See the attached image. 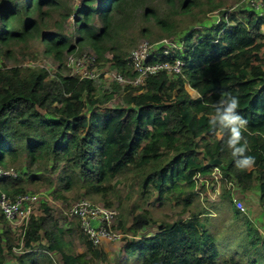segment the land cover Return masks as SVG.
Returning a JSON list of instances; mask_svg holds the SVG:
<instances>
[{
  "label": "trees",
  "instance_id": "1",
  "mask_svg": "<svg viewBox=\"0 0 264 264\" xmlns=\"http://www.w3.org/2000/svg\"><path fill=\"white\" fill-rule=\"evenodd\" d=\"M147 1L82 0L73 11L72 38L43 28L56 12L59 19L70 16L69 9L61 13L60 0L0 4V51L10 54L12 42L38 36L43 53L57 63L54 72L42 66L0 65V164L11 163L18 173L0 179V190L15 195L28 192L25 183L46 182L49 198L64 203L58 206L40 198L39 213H32L20 233L0 213V264H5V253L17 264H55L53 252L62 264H109L103 243L93 245L78 219L67 216L68 193L96 196L107 208H113L117 199L121 209L125 183L139 186L143 202L153 199L157 205L180 206L188 215L158 224L149 209L138 211L139 202L126 213L121 210L118 227L131 237L125 234L121 239L120 264L138 259L139 264H264V237L253 221L244 219L245 231L238 232L249 246L239 251L233 247L223 255L217 233L208 228L209 208H196L204 185L198 188L197 176H210L213 169L220 172V196L230 202L233 217L244 212L236 208L232 191L257 194L264 203V15L243 3L239 11L226 9L218 21L204 23V10L194 9L198 0H164L167 8L162 14ZM201 3L208 9L218 4ZM137 7H144L143 16L153 19L165 34L178 35L182 47L166 56L160 52L155 59L180 58L181 73L164 70L149 75L144 85L127 84L123 88L130 91L129 106L101 109L121 85L113 81L97 94L94 81L63 73V68L69 71L65 53L76 51V45H89L98 66L111 63L125 77H133L129 52L119 37ZM176 14L190 15L194 26L178 32ZM53 25L60 27L58 22ZM223 92L239 97L238 111L248 120L243 135L255 165L246 171L235 166L226 132H214L209 125L212 105ZM23 159L22 168L13 165ZM209 159L221 164L212 165ZM150 227H156L153 233H148ZM77 241L82 251L75 249ZM16 249L21 253L17 255ZM243 256L253 258L243 261Z\"/></svg>",
  "mask_w": 264,
  "mask_h": 264
},
{
  "label": "rangeland",
  "instance_id": "2",
  "mask_svg": "<svg viewBox=\"0 0 264 264\" xmlns=\"http://www.w3.org/2000/svg\"><path fill=\"white\" fill-rule=\"evenodd\" d=\"M4 1L6 0H0V4ZM19 1L21 0H10V2L13 5L19 3ZM81 1L82 0H60L63 9L61 10V13L69 9V14L71 15V13L80 5ZM198 1L200 3L194 5V9L195 11H198L200 8L204 10V14L201 16V19L203 18L202 22L204 23L218 21L220 18V13L226 9H233L235 11H239L240 7L243 8L242 6L243 0H220L222 2L221 4L219 3L218 0H215L217 1L218 4L212 9H208L206 3L202 4L201 2L203 0H198ZM146 5L152 6L155 9V11H157L159 14L165 12L167 8V5L164 0H148ZM178 6H180V4ZM144 7H137L135 10H133L129 21L127 22L126 27L121 31L122 33H121V37H119V40L121 41L122 47L127 48L128 52L132 48L138 47L143 41H157L155 39L159 38L161 40V37L166 39H171V38L178 39V35L174 34V36H172L165 34L164 31L160 30V27L153 19H146L143 16ZM174 19L177 25L176 28L178 32L187 28L188 26L189 27H191V25L194 26L192 24L194 22H191L190 20L191 19L190 15L176 14L174 15ZM54 22H58V24H60V27L53 25ZM202 22H198V23H202ZM43 28L52 29L53 31H61L71 38L76 36V30H75L76 25L74 22V17L70 18L69 16L66 19H59V12L52 14V18L50 20L48 19L44 23ZM197 28L200 29L201 27L197 26ZM73 42L74 39H72V44H74ZM76 46L78 47L76 53L77 51L94 53L89 45H83V46L76 45ZM9 49H11L10 54H4L0 51V65H6V66L19 65L21 67L42 66L49 69L52 72H54L57 69V63L54 61L52 56L45 55L43 53L44 46L40 42V38L38 36L37 37L35 36L34 38H30L20 43L12 42L9 45ZM66 53L63 61L64 64L66 62ZM105 55L107 58L111 57L110 53H106ZM111 65H112L111 63L103 64L101 66L97 65L100 76L93 83L95 85L97 94H101L104 92L105 89H109V86L114 81L113 80L114 74L115 72H117V70ZM68 72L69 71L63 68V73H68ZM120 85L122 87L119 86L115 89L116 92L114 93V96L111 100L108 101L105 100L102 102V104L100 105L101 109H106L109 108L110 106L112 107L113 105L125 106V107L129 106V104L131 103L129 96L130 91L124 90L123 88L127 84L120 83ZM188 90L192 92L190 88H188ZM24 162L25 159L17 160L15 161V163H13V165L20 166L22 168ZM4 165L12 166L11 163ZM219 173L220 172L217 169H213L212 174L210 176H207L203 181L204 185L200 189L201 190L200 198L199 200L198 199L196 200V202L198 203V206L196 208H202L203 206L209 208L208 212L211 215L210 216L211 220L208 225V228L212 232L217 233L216 242H217L218 250L220 252H224V251L230 252V250H233L232 249L233 247H235L238 251L243 250L244 248L247 247L248 241H247V245H244L245 239H243V236L239 235L238 232L240 231L241 233H243L245 231L244 219L248 218L254 222V220L252 219L253 217L257 216L258 218L259 212L264 213L263 201H260L258 195L254 193L246 192L242 196L241 193L239 194L238 192L232 191V198L234 197L238 200H241L246 208L244 214H240L238 215V217H233L232 216L233 210L230 208L231 205L230 202L227 200H223L220 196L221 193L223 192V186L221 185V182L219 183ZM44 174L49 175L50 172L48 170H45ZM25 186L28 192H40L42 200L45 199L44 201L51 202L52 200L58 206L64 204L62 201L49 198L47 194L48 186L46 182H36L35 184L32 183L28 185L27 183H25ZM197 186L199 188L201 184H197ZM234 186L235 184L233 183L231 187L233 188ZM120 192L122 196L121 209L120 207H118L117 199H114L112 206L113 208L116 209L118 213L117 221H116L117 227H118V221L121 218H123L121 216L120 211L122 210L124 213L128 212L133 202H139L141 204L142 208H139L138 211H142L143 209H149L151 217L153 219H156L158 221V224L164 221H173L179 216L187 217L188 215L187 213L186 214L181 213L180 206H175L173 204H168V203H165L163 205H157V203H154L152 201L153 199L143 202L142 199L139 198L140 195L139 186L131 187L130 185L125 183L124 186H121ZM126 195H128V197ZM81 197H85L94 203H99V204L103 203L96 196L95 197L77 196L76 194L68 193V199H69L68 207ZM37 209H38V205H36V208L34 210L35 213H39V210ZM129 216L130 217L127 220V225H129L132 219L131 214ZM124 220L125 217L123 221ZM10 228L14 232L20 233V226L17 223L11 224ZM155 228L150 227L148 229V233H153L155 231ZM261 230L263 232V228H261ZM121 231H123L127 235V237H131V235L127 233L125 230L121 229ZM122 241L123 240H120L118 242L103 243V247L104 250L106 251L109 264H116V263L120 264V257L123 256V252L120 249L123 244ZM75 249L77 251L83 250L78 241L76 242ZM15 252L17 255L18 253H21L19 252V249H16ZM227 254L228 253H223V255H227ZM51 255H52V259L55 261V264H62L61 257L59 254L53 252ZM4 257H5V264H17L14 256L5 253ZM252 258L243 256L244 259L243 261H247ZM139 260L140 259H138L136 262L133 261L132 264H139L140 263ZM126 264H131V263L126 262ZM228 264H236V263L234 261L233 262L229 261Z\"/></svg>",
  "mask_w": 264,
  "mask_h": 264
},
{
  "label": "built area",
  "instance_id": "3",
  "mask_svg": "<svg viewBox=\"0 0 264 264\" xmlns=\"http://www.w3.org/2000/svg\"><path fill=\"white\" fill-rule=\"evenodd\" d=\"M243 3L259 15H264V0H243ZM74 12L70 18L74 17ZM264 36V25L261 27ZM182 47L176 38H161L157 41H143L138 47L132 48L127 56L128 62L135 73L133 77H125L121 72L114 74L113 80L117 83L132 86L144 85L149 75L166 70L169 74H180L183 61L175 57L173 62L156 60L161 55H169ZM151 59V60H150ZM69 74L79 80L88 79L95 81L100 73L97 68V56L92 52L76 51L66 54ZM17 171L9 166L0 164V179L3 177H17ZM206 177L197 176V184H202ZM232 185L229 182V186ZM41 198L40 192H24L10 195L0 190V213L9 222L17 223L20 230L26 225L29 217L35 210V206ZM233 202L238 210L245 212L246 208L241 200L233 197ZM264 208V203H263ZM66 214L69 218L79 221L80 229L87 235L93 245L120 241L125 233L116 226L117 211L115 208H107L99 203H94L86 198L76 200L70 205ZM10 224V226H11Z\"/></svg>",
  "mask_w": 264,
  "mask_h": 264
},
{
  "label": "clouds",
  "instance_id": "4",
  "mask_svg": "<svg viewBox=\"0 0 264 264\" xmlns=\"http://www.w3.org/2000/svg\"><path fill=\"white\" fill-rule=\"evenodd\" d=\"M240 106L239 97L230 92L221 93L220 99L213 105L214 114L209 119L212 130L227 134L226 146L231 155L236 158L235 166L246 171L255 165V158L248 155L247 141L243 132L246 130L248 120L238 111ZM223 139V136H221Z\"/></svg>",
  "mask_w": 264,
  "mask_h": 264
},
{
  "label": "crops",
  "instance_id": "5",
  "mask_svg": "<svg viewBox=\"0 0 264 264\" xmlns=\"http://www.w3.org/2000/svg\"><path fill=\"white\" fill-rule=\"evenodd\" d=\"M252 219L254 220V224L259 223V224H257V228H258V230H260V232L264 236V213L263 212H259L258 218L256 216V217H253ZM258 225H260V226H258ZM261 228H263V232H262ZM223 253H226V252L225 251L221 252V254H223Z\"/></svg>",
  "mask_w": 264,
  "mask_h": 264
},
{
  "label": "water",
  "instance_id": "6",
  "mask_svg": "<svg viewBox=\"0 0 264 264\" xmlns=\"http://www.w3.org/2000/svg\"><path fill=\"white\" fill-rule=\"evenodd\" d=\"M209 163L212 165H220L221 161L218 159H209Z\"/></svg>",
  "mask_w": 264,
  "mask_h": 264
}]
</instances>
